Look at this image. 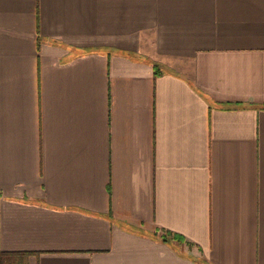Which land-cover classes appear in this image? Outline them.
Here are the masks:
<instances>
[{
    "label": "crops",
    "instance_id": "1",
    "mask_svg": "<svg viewBox=\"0 0 264 264\" xmlns=\"http://www.w3.org/2000/svg\"><path fill=\"white\" fill-rule=\"evenodd\" d=\"M0 254L264 264V0H0Z\"/></svg>",
    "mask_w": 264,
    "mask_h": 264
},
{
    "label": "rangeland",
    "instance_id": "2",
    "mask_svg": "<svg viewBox=\"0 0 264 264\" xmlns=\"http://www.w3.org/2000/svg\"><path fill=\"white\" fill-rule=\"evenodd\" d=\"M3 262V264H24V260L23 259H17V258H11V257H7L5 259H1L0 263Z\"/></svg>",
    "mask_w": 264,
    "mask_h": 264
},
{
    "label": "trees",
    "instance_id": "3",
    "mask_svg": "<svg viewBox=\"0 0 264 264\" xmlns=\"http://www.w3.org/2000/svg\"><path fill=\"white\" fill-rule=\"evenodd\" d=\"M19 255H25V254H0V260L1 259L3 260L5 258H7V257L17 258V259H23L22 257H18ZM0 264H3V262H1Z\"/></svg>",
    "mask_w": 264,
    "mask_h": 264
}]
</instances>
